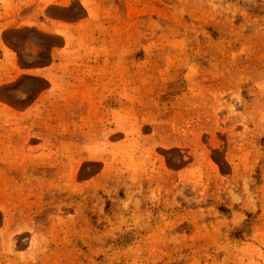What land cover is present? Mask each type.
<instances>
[{
  "label": "rangeland",
  "instance_id": "rangeland-1",
  "mask_svg": "<svg viewBox=\"0 0 264 264\" xmlns=\"http://www.w3.org/2000/svg\"><path fill=\"white\" fill-rule=\"evenodd\" d=\"M0 264H264V0H0Z\"/></svg>",
  "mask_w": 264,
  "mask_h": 264
}]
</instances>
